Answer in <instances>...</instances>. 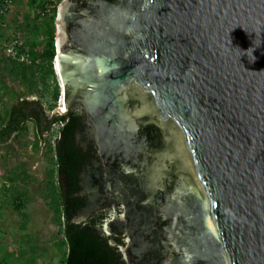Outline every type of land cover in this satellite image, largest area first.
I'll use <instances>...</instances> for the list:
<instances>
[{
    "label": "water",
    "instance_id": "water-1",
    "mask_svg": "<svg viewBox=\"0 0 264 264\" xmlns=\"http://www.w3.org/2000/svg\"><path fill=\"white\" fill-rule=\"evenodd\" d=\"M55 48L125 264H264V0H62Z\"/></svg>",
    "mask_w": 264,
    "mask_h": 264
},
{
    "label": "rangeland",
    "instance_id": "rangeland-1",
    "mask_svg": "<svg viewBox=\"0 0 264 264\" xmlns=\"http://www.w3.org/2000/svg\"><path fill=\"white\" fill-rule=\"evenodd\" d=\"M45 1L52 2L56 10L62 2ZM28 3L29 0L19 3L22 14H29V24L34 27V32L26 30L21 32L23 36H19L26 42L27 48L31 39L42 42L43 31L48 23L55 24V20L47 21L44 16L36 19V10L30 5L28 8ZM1 29L0 114L13 98L21 96L28 101L40 103L46 114L50 115L56 109V104L50 98L51 80L42 81L41 75L35 74L31 80L21 83L13 74L8 75L11 65L6 58L4 45L17 37L13 30L19 31L20 24ZM55 78L60 94L61 82L56 75ZM26 128L21 138L11 137L8 142L0 145V263L62 264L66 247L62 245V227L56 214L58 183L51 152L56 134L52 133L39 140L41 142L35 147L36 132L29 123ZM16 195H20L23 202L20 210L14 208L13 197Z\"/></svg>",
    "mask_w": 264,
    "mask_h": 264
},
{
    "label": "trees",
    "instance_id": "trees-1",
    "mask_svg": "<svg viewBox=\"0 0 264 264\" xmlns=\"http://www.w3.org/2000/svg\"><path fill=\"white\" fill-rule=\"evenodd\" d=\"M62 1V0H58ZM52 2L45 0H29L31 8L36 10V19L42 17L47 21L55 20L57 10ZM51 5L53 9L50 14H46V6ZM37 28V27H36ZM42 42L35 39L28 45V57L31 66H25L15 61H10L11 67L8 72L15 78H19L21 83L34 78L35 74L41 75V80H51V101L56 104L59 97V87L56 82L53 70V60L56 56L55 48V27L53 23H48L43 31ZM7 61V60H6ZM47 89V86H44ZM66 96V94H65ZM18 100L12 104H7L0 114V145L5 144L13 136L21 138L26 132V109L30 102L25 99ZM79 115L71 114L70 118L59 117L56 123H65L62 129V140H56L51 149L52 161L54 163L56 180L58 183V194H56V214L58 222L62 227V245L66 247V253L62 264H125L119 251V246L123 245V235H105L100 230L104 225L102 216L94 215L85 221L75 223L73 220L77 216V210L84 205V201L74 196L78 189L77 177L80 171L82 159L72 146V132L78 126ZM33 122V121H31ZM37 127V126H36ZM37 147L41 141L43 132L36 130ZM65 151V153H64ZM65 180L70 184L66 186ZM13 204L16 210H20L23 205L21 196L13 197ZM110 242L115 245L112 246ZM3 264V263H0Z\"/></svg>",
    "mask_w": 264,
    "mask_h": 264
},
{
    "label": "flooded vegetation",
    "instance_id": "flooded-vegetation-1",
    "mask_svg": "<svg viewBox=\"0 0 264 264\" xmlns=\"http://www.w3.org/2000/svg\"><path fill=\"white\" fill-rule=\"evenodd\" d=\"M67 95L68 93L66 90L65 99ZM25 100L31 103L28 105L26 109V115H27L26 124L28 123L31 124L35 132L36 130L43 132V135L40 137L41 139L50 136L51 133V129L49 125L50 115L46 114L40 103L34 101H28L27 99ZM74 113H77V115H79L80 118L77 121L78 126H76L72 132V140H73L72 146L76 151V153L81 157L80 159H82L80 163V171L77 177L78 189L75 191L74 196L79 199H82L85 202L84 205L77 210V216L80 211H83L84 209L88 208L89 205L93 203L95 197L97 198L98 195L100 196L102 195L103 198L102 199L99 198L100 200L98 205L94 207V209L89 211V214L87 215L86 219L88 217L98 215L99 217L102 216V220L106 222L113 215L114 208L110 205L111 201L109 198H107L104 192V175L100 166L99 158L94 148L93 141L89 133L90 128L87 124V119L84 112L78 107H72L64 117H66L67 118L66 120H68L70 118V115ZM55 121L53 125L56 123ZM65 124L66 121L63 124L62 123L60 124L61 127L58 135V140L63 139L61 133L63 132L62 129L63 127H65L64 126ZM95 176H96V180L98 181V194L96 193V191L94 192L91 188V183ZM64 184L68 186L70 182L68 180H65ZM115 211L118 213L121 212L118 205H115ZM119 234L122 235V233L119 231L115 232V235H119Z\"/></svg>",
    "mask_w": 264,
    "mask_h": 264
},
{
    "label": "built area",
    "instance_id": "built-area-1",
    "mask_svg": "<svg viewBox=\"0 0 264 264\" xmlns=\"http://www.w3.org/2000/svg\"><path fill=\"white\" fill-rule=\"evenodd\" d=\"M24 0H0V27L4 28V19L10 9L14 6L16 2H22ZM53 7L51 5L46 6V14H50L51 10ZM43 17V15H42ZM5 55L6 58H8L11 61H15L17 63H20L25 66H31V60L28 57V48L25 46L24 41L21 38H13L5 47ZM55 72V70H54ZM55 75L57 76L56 72ZM58 78V76H57ZM59 79V78H58ZM61 87V92L58 97V101L56 103V108L62 109L64 108V99H65V94L62 85ZM60 124L55 123L51 127V133H55L56 135L53 137V142L54 143L58 139L59 131H60Z\"/></svg>",
    "mask_w": 264,
    "mask_h": 264
},
{
    "label": "crops",
    "instance_id": "crops-1",
    "mask_svg": "<svg viewBox=\"0 0 264 264\" xmlns=\"http://www.w3.org/2000/svg\"><path fill=\"white\" fill-rule=\"evenodd\" d=\"M19 3L20 2H16L15 4H14V6L10 9V11L8 12V14L6 15V17H5V19H4V25L6 26V27H10V26H15L16 24H20V29H19V31H16V30H13L14 32H15V35L17 36L16 38H21V37H19L20 35H21V32H23V31H28L29 33L30 32H34V30H33V26H32V24L30 23L29 24V19H30V16H29V14L27 13L25 16H24V14H22V7H20L19 6ZM28 5V8H29V3L27 4ZM31 11V10H30ZM28 22V23H27ZM0 29H1V27H0ZM2 31H3V29H1ZM25 35H27L26 33H25ZM21 36H23V35H21ZM25 37V36H24ZM3 38H5V40L6 41H8L9 40V38L8 39H6L7 37H2V39ZM27 38V37H26ZM22 39V38H21ZM23 40V39H22ZM24 41V40H23ZM31 42L30 43H32L33 42V40L31 39L30 40ZM9 43V42H8ZM7 43V44H8ZM24 43H26L25 41H24ZM7 44L6 45H4L5 47L7 46ZM27 45V44H26ZM9 60V59H8ZM2 65H4L5 66V64L4 63H2ZM5 69V68H4ZM8 75H11V73L10 72H8ZM13 76V75H12ZM22 99H24V97H22L20 100H22ZM18 100V97H15V99L13 98V100H12V102L10 103V104H12V103H14V102H16Z\"/></svg>",
    "mask_w": 264,
    "mask_h": 264
},
{
    "label": "bare ground",
    "instance_id": "bare-ground-1",
    "mask_svg": "<svg viewBox=\"0 0 264 264\" xmlns=\"http://www.w3.org/2000/svg\"><path fill=\"white\" fill-rule=\"evenodd\" d=\"M57 67V69L55 70V71H57V74L59 75L60 73H59V69H58V66H56ZM60 77V76H59ZM60 111H61V113H63V112H65V109L64 108H62V109H60Z\"/></svg>",
    "mask_w": 264,
    "mask_h": 264
}]
</instances>
